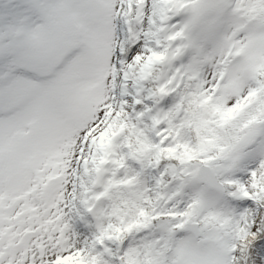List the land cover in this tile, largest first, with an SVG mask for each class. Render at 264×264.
Listing matches in <instances>:
<instances>
[{"label": "snow or ice", "instance_id": "obj_1", "mask_svg": "<svg viewBox=\"0 0 264 264\" xmlns=\"http://www.w3.org/2000/svg\"><path fill=\"white\" fill-rule=\"evenodd\" d=\"M0 264H264V0H0Z\"/></svg>", "mask_w": 264, "mask_h": 264}]
</instances>
